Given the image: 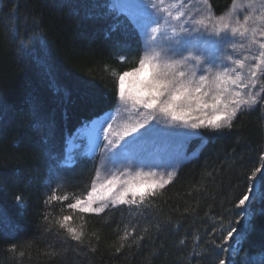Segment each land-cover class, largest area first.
<instances>
[{
	"label": "trees",
	"instance_id": "trees-1",
	"mask_svg": "<svg viewBox=\"0 0 264 264\" xmlns=\"http://www.w3.org/2000/svg\"><path fill=\"white\" fill-rule=\"evenodd\" d=\"M230 2L211 0L217 14ZM96 3L0 0V204L11 217L9 223L0 224V264H215L223 256L209 247L207 233L213 227L220 232L221 218L225 226L239 219L235 204L246 192L247 177L260 166L264 152V110L259 107L240 114L231 130L205 131L202 138L188 141L190 159L181 162L177 178L152 201V216L147 219V214L107 209L99 216H81L64 204L45 209L42 203L49 179L46 147L63 154L81 123L102 115L110 105V99L85 94L77 83L94 80L110 97L111 70L135 67V53L125 63H118L114 53L124 44L135 45L137 38L123 29L111 32L110 20L87 18L99 10ZM48 126L52 135L45 144L41 138ZM83 164L82 170L69 173L83 178L80 186L62 188L58 194L66 192L71 197L83 191L91 174V165ZM17 194L27 201L23 215L15 204ZM262 209L264 200L257 199L252 204L254 228L236 256L242 264L249 260L264 264L258 254L264 247ZM45 211L53 224L62 215L73 216L72 226L83 227V242L48 234L36 239V225ZM13 224L21 226L15 235ZM242 224L241 219L236 227ZM133 227L137 233L148 229L144 240L121 239ZM197 236L200 248L196 251L202 259L190 256ZM212 238L221 243L222 236L214 233ZM181 239L185 244H180ZM12 243L24 251L23 257L8 251ZM122 243L125 246L117 252ZM52 251L59 255L53 256ZM249 251L253 255L243 259Z\"/></svg>",
	"mask_w": 264,
	"mask_h": 264
},
{
	"label": "snow or ice",
	"instance_id": "snow-or-ice-1",
	"mask_svg": "<svg viewBox=\"0 0 264 264\" xmlns=\"http://www.w3.org/2000/svg\"><path fill=\"white\" fill-rule=\"evenodd\" d=\"M95 7L99 10L87 18L110 20L111 32L123 29L137 38L135 45L124 44L114 53L118 63L135 53V67L111 70L110 97L94 80L77 83L85 94L110 99L106 109L110 114L103 120L83 121L63 154L46 147L49 179L42 203L45 209L64 204L81 216H99L107 209L147 214V219L152 216V201L177 178L181 162L190 159L188 141L202 138L205 131L231 130L243 112L264 110V0H231L219 14L211 0H97ZM104 70L109 71L108 65ZM51 135L48 126L41 141L47 144ZM85 161L91 165V174L83 191L71 197L66 192L58 194L62 188L80 186L83 178L69 173L82 170ZM247 180V190L235 204L239 219L225 226L221 218L220 232L213 227L207 233L209 247L223 256L215 264H242L236 256L254 228L252 204L264 200V152L260 166ZM15 204L23 215L25 197L17 194ZM40 216L36 239L48 234L83 242V227L72 226L73 216L62 215L54 224L47 211ZM241 219L244 224L238 229ZM10 221L0 204V224ZM20 228L13 224L12 235ZM143 232L133 227L121 239L138 243L145 239ZM214 233L222 236L220 244L212 238ZM199 240L197 236L190 253L193 259L205 258L196 251ZM179 242L185 244L184 239ZM8 251L25 255L16 243ZM258 254L264 257V247ZM252 255L249 251L243 259Z\"/></svg>",
	"mask_w": 264,
	"mask_h": 264
},
{
	"label": "rangeland",
	"instance_id": "rangeland-1",
	"mask_svg": "<svg viewBox=\"0 0 264 264\" xmlns=\"http://www.w3.org/2000/svg\"><path fill=\"white\" fill-rule=\"evenodd\" d=\"M168 2L171 3V2H173V0H168ZM130 80H131V78H129V81H130ZM108 114H110V113L106 112V114H103L102 116L97 117L96 119L103 120V119L106 118V116H107ZM96 119H95V120H96ZM95 120H93V121H95ZM187 145H188V143H187ZM70 148H71V147H70Z\"/></svg>",
	"mask_w": 264,
	"mask_h": 264
},
{
	"label": "bare ground",
	"instance_id": "bare-ground-1",
	"mask_svg": "<svg viewBox=\"0 0 264 264\" xmlns=\"http://www.w3.org/2000/svg\"><path fill=\"white\" fill-rule=\"evenodd\" d=\"M70 149V148H69Z\"/></svg>",
	"mask_w": 264,
	"mask_h": 264
}]
</instances>
